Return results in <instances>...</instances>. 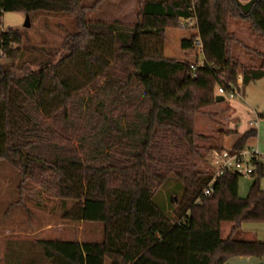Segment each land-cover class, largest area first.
<instances>
[{
	"label": "trees",
	"instance_id": "trees-1",
	"mask_svg": "<svg viewBox=\"0 0 264 264\" xmlns=\"http://www.w3.org/2000/svg\"><path fill=\"white\" fill-rule=\"evenodd\" d=\"M83 4L0 0V19L4 13L76 19L57 62L38 70L25 64L20 71L0 64V161L20 163L25 177L59 203L63 221L101 225L102 239H41L32 258V249L29 256L17 255L1 238L7 252L0 264H227L236 257L264 258V243L241 229L243 223H264V165H257L246 198L239 197L242 176L231 172L204 196L214 175L197 169V142L218 139L194 127L196 116L216 104L218 88L239 89V72L241 94L264 79V52L258 53L260 64L245 66L233 51L241 42L228 30L230 20H245L264 40V0H140L133 25L88 21L95 7ZM188 19L196 21L195 33L181 48L201 52L202 66L199 59L169 60L159 51L166 30ZM26 35L0 28L3 60L18 59ZM150 42L156 49L147 48ZM231 135L238 137L229 151L239 153L257 130L218 133ZM214 149L224 150L219 142L208 152ZM172 180L179 190L166 213L153 195ZM223 224L230 225L227 236Z\"/></svg>",
	"mask_w": 264,
	"mask_h": 264
},
{
	"label": "rangeland",
	"instance_id": "rangeland-1",
	"mask_svg": "<svg viewBox=\"0 0 264 264\" xmlns=\"http://www.w3.org/2000/svg\"><path fill=\"white\" fill-rule=\"evenodd\" d=\"M87 8L95 7L87 13L88 21L113 23L115 21L126 25L138 22L140 12V0H83ZM29 23V28H25ZM2 30L18 29L22 27L26 38L21 46V53L16 61L3 60L2 67H14L20 71L25 64L38 70L41 65L58 61L64 51L61 45L67 34L74 32L76 19L74 16H27L24 13H4L0 19ZM228 30L235 34L241 42L234 48L235 54L241 62L248 66L260 64L261 58L258 53L264 52V40L252 32L249 22L240 19L230 20ZM195 31L189 23L180 21L175 28H169L165 32V42L159 47L162 57L169 60L188 61L195 63L198 59L202 63V53L199 51H185L181 48L184 37L191 38ZM148 42V40H147ZM151 43V42H150ZM147 48L156 49L155 43L147 44ZM151 47V48H150ZM155 47V48H154ZM152 53V52H151ZM200 63V64H201ZM238 75H242L239 72ZM236 114L234 116V109ZM257 113H264V79L249 84L244 93L236 95L233 99L225 97V102L209 107L195 118V131L205 137H216L218 140H199L197 145L201 157L197 159V169L206 172L210 169L208 148L218 142L223 148H231V142L238 137L218 136L221 131H231L237 126L240 132L250 129L249 123L256 120ZM237 118L233 120L234 117ZM236 122V123H235ZM256 127V125H255ZM257 128V127H256ZM242 135L239 133V136ZM222 140V141H221ZM229 140V141H228ZM235 142V141H234ZM250 144V143H249ZM249 144L245 150H249ZM231 146V147H230ZM257 150V148L254 147ZM26 159L28 160V152ZM27 162V161H26ZM24 163V161H23ZM26 165V163H24ZM253 179L243 176L239 181V197L244 199L248 196ZM264 189V179L262 180ZM179 185L171 181L153 195V202L162 211L170 212V200L174 193H178ZM176 201L177 198H175ZM175 207V206H173ZM59 203L48 197L43 189L31 179H27L22 171V165H13L7 161H0V228L3 226L9 232L4 233V244L6 241L15 248V253L30 254L36 257L38 240H78L99 241L102 239V226L98 224H74L61 219ZM249 226L252 222L243 223ZM242 229V226H241ZM230 225L223 224L222 232L227 236ZM243 231V229H242ZM6 245V244H5ZM0 242V257L6 254L7 249ZM19 252V253H18Z\"/></svg>",
	"mask_w": 264,
	"mask_h": 264
},
{
	"label": "built area",
	"instance_id": "built-area-1",
	"mask_svg": "<svg viewBox=\"0 0 264 264\" xmlns=\"http://www.w3.org/2000/svg\"><path fill=\"white\" fill-rule=\"evenodd\" d=\"M183 22L189 23L191 26H196V21L194 19L184 20ZM3 49L0 47V62L3 61L4 54ZM203 62L201 63V66ZM193 70L196 69V66L191 67ZM243 85V76L238 75V87L232 88L229 92L223 88H218L216 92V97H229L233 99L236 95H241L240 91ZM257 123H251V126H255ZM264 165V156L254 148H250L248 151L243 150L239 153H231L229 150H212L209 154V166L213 172L214 179L211 182L208 189L205 190L204 196H209L212 192L211 188L214 181L223 175L225 172L237 173L243 176L252 177L257 172V165ZM200 202V199L197 203Z\"/></svg>",
	"mask_w": 264,
	"mask_h": 264
},
{
	"label": "crops",
	"instance_id": "crops-1",
	"mask_svg": "<svg viewBox=\"0 0 264 264\" xmlns=\"http://www.w3.org/2000/svg\"><path fill=\"white\" fill-rule=\"evenodd\" d=\"M238 1L242 4H247V3L251 2L252 0H238ZM27 16H29V15H27ZM18 29H22V27H20ZM184 39H189V38L184 37L183 40ZM2 62L3 61H1L0 63H2ZM219 104H221V103H219ZM235 114H236V109H234V116H235ZM257 118L260 120V123H258L256 120L251 121L249 123L250 129H247V130L240 132L238 130L237 126H235L233 129H231V131L237 132L238 134L239 133L244 134L245 132H247L248 130H251V129L257 130V137L255 139L251 140L249 142L250 144L248 143L249 148H254V147L257 148V150L260 152V154L264 156V113H257ZM233 120H236V122H237L238 119L234 117ZM254 122L257 123L256 124L257 128L255 126H251V123H254ZM231 136L236 137L235 135H231ZM228 137H230V136H227L226 138H224L222 140L229 139ZM234 141L235 140L229 141V142H231V146L234 144ZM223 149L229 150V148H223ZM242 229H243V233L246 235V237L248 239H256L257 241L264 243V223H254L251 226L244 224V225H242ZM8 232H9L8 229H5L3 226H1V228H0V239L2 237H4V233L7 234ZM0 242H1V245H4L2 243V241H0ZM1 259H2V257H0V261H1ZM227 264H264V258L236 257V258L230 259L227 262Z\"/></svg>",
	"mask_w": 264,
	"mask_h": 264
},
{
	"label": "water",
	"instance_id": "water-1",
	"mask_svg": "<svg viewBox=\"0 0 264 264\" xmlns=\"http://www.w3.org/2000/svg\"><path fill=\"white\" fill-rule=\"evenodd\" d=\"M25 28H29V23H27L26 27ZM225 101V98L224 97H216V103H223ZM23 156H24V163H26L27 159V153L26 152H23Z\"/></svg>",
	"mask_w": 264,
	"mask_h": 264
}]
</instances>
